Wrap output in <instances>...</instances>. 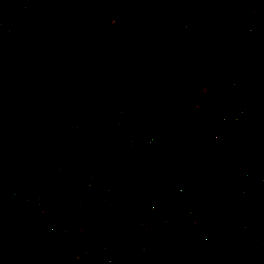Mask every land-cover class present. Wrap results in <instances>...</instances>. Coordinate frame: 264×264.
I'll return each mask as SVG.
<instances>
[{
	"label": "crops",
	"instance_id": "0c3cea01",
	"mask_svg": "<svg viewBox=\"0 0 264 264\" xmlns=\"http://www.w3.org/2000/svg\"><path fill=\"white\" fill-rule=\"evenodd\" d=\"M77 1L80 4V9L77 10L78 19H79V17L81 18V14H84L85 11L81 10V8L83 7L82 1L81 0H77ZM112 1L113 0H104V3L110 2L111 4ZM72 9L70 8V10ZM207 10L208 13L206 14L205 17H207L208 15L211 16L209 17V23H210L209 26L205 25L204 23L200 25V23L203 21L202 18L201 21H198V24L196 22V24L194 25L195 27L194 31L190 34L187 30L180 29L179 26L176 25L175 28L176 35L174 36L175 38L172 37L173 39L178 40L179 38L176 37L178 34H183L185 32H188V36H187L189 42L188 45L187 46L181 45L182 48H185L183 53L177 51L178 46L175 45L176 42L171 43V40L169 38L168 41L159 43V45L155 46L153 49H151L150 46L147 47V49L144 51L145 55L142 57L138 53L137 48L135 49V44L136 43L140 44V42L137 39V35L136 36L134 35L135 22L134 23L132 22V20H134L133 18L132 19L129 18L128 20H130L131 23L128 22L126 25H131V26H129V28L126 31L127 35L123 37V39L126 42V45L120 46L124 48L125 51L121 53L118 52V50L116 49L111 50L110 49L111 47L108 48L101 46L100 49L103 51V54L100 56H102V59H100L98 55L96 58H94V60H113L114 57H117V55L120 54L121 55L120 57L124 55L126 56L131 55L127 57V60L129 61L133 60L134 62L131 61L132 63H137L138 60L136 61L133 58L137 57V59H139L142 57L139 63L142 73L139 75V77H137L135 84V87L142 90L150 89L151 87L148 83L147 84L144 83V79L149 81L157 80L158 78L157 75L161 74L164 76L169 75V80L171 79L172 76L174 77L173 79L178 78L179 80H184V79H189V81L191 80L189 82L190 84L188 85H193L192 88H194V91H191L190 93L204 95L207 94L209 90L213 88H219L227 91L225 86V79L228 76H230L232 73L236 72L237 56H233L232 54L229 53L228 47L225 44L223 38L219 37L218 35L219 29L222 27L223 24L227 22L225 16L222 13L215 14L214 11L210 8ZM73 12H75V10ZM117 15L121 17L118 13ZM260 15H264V10L254 13L253 16L249 14L250 17H254L253 19L254 23L258 22L256 18H258V16ZM259 19L262 21L264 18L263 19L259 18ZM249 23L253 25L252 21H250ZM22 24L24 27L25 25L23 22ZM196 31H200V35L198 37L196 36L198 34ZM207 39L209 45H211L209 47V51H207L206 49L200 54L191 53V51H186L191 47L200 46L201 43L206 42L205 40ZM10 47L11 46L9 42L5 44H0V58H2V61L0 62V66L3 68L4 71L5 69L7 70V72L5 71L6 75L0 77V82L3 81L5 82L7 77L10 79V74L13 72L14 74H16L17 78L23 79L24 84H22V86H20L17 89V92L14 95V103L12 105V109H13L12 119L14 120L11 121L12 123L9 122L7 125L3 126L2 129L0 130V144H1L0 166H4V167L6 166L7 158L10 159L12 162H14L16 159L18 160L20 157L27 158L29 156L28 154L30 153V151L35 149L29 147L28 142L30 140H28V134L24 133L27 132L26 127H28V123L26 122L27 121L26 114L28 109L31 111L33 108L37 113L45 114V115L48 114L46 111L48 105L46 104L47 97L45 98V100L38 102L30 95H31L33 80L36 81L41 80L42 75L47 71V67L50 66V64L46 68H43L42 72H37L38 70L36 69L37 67L35 66L34 62L30 67V69L33 70V68H35L36 73L32 72V70H28L25 68H24L25 70L24 72L21 70V68L17 70L16 66L12 67V63L10 62V60L8 61L6 60L8 57H12L15 61L18 59V58L15 59V56H13L12 54L15 52L10 53L9 51ZM6 48H8L7 51ZM107 49L112 51L111 54L108 56L106 53ZM98 50L99 49L97 47L92 48L93 52ZM247 50L249 51V55L251 57L249 70L253 75L252 78L253 85L250 88H248L253 100V104L248 102L247 105L250 104L253 105L254 109L256 110V115L252 118H248L247 120L243 118L241 122L243 120L244 121L242 123L240 122L241 124L239 123V125L234 130L231 131H225L221 129L219 130L218 128H214L212 122L216 116L220 114H230L233 111H235L236 108L240 107L243 104V102L240 99H236L230 96L231 106L227 113L220 112V109L222 111L223 110L222 108H224L222 107L217 110V113L214 116L209 118L196 119L192 117H184L181 120L182 131L183 132L188 131V134H186L185 137L190 142L201 145L204 148L207 147L213 148L211 146L212 143H219L220 145L223 144V146L224 145L229 146L232 143L236 144V156H232V157L230 156L231 161L229 162V164L224 163L225 165H220V168H218L217 172L213 173L214 176L222 180L221 189L216 190L215 187L212 185H206V184L202 185L199 179H197L196 181L198 186L201 187V189H199V187L198 189H196V187L193 184H189L190 182L180 175L177 174L169 175L167 173L164 174L160 173L149 176L146 179V181L144 183L139 184L137 188H133L127 191L121 190L116 188L111 178L102 179L100 177H97V174L95 172L96 170L92 166H89L87 162L85 163L83 161H81V164L77 167L78 169L77 176L75 178H70L69 182L63 181V174H65L66 171L67 172L69 171L68 165H66L69 163H66L65 161H67V159H70L71 155L69 154L72 151H70L69 153L68 150L69 148L72 147L73 142H75V147L77 145V142H79L78 140L79 134L77 129L79 131L80 129L79 126H76L71 128V130L68 131V133H65L62 136L64 137L72 133L68 137V140L63 142H61L62 140H60L54 148L59 154H61V155L58 154V156H60L59 157L60 161L63 163L62 166L63 165L64 166L58 172L59 189L55 194L53 201H55V203H58L55 206L57 207L58 213L65 221L67 222L78 221L85 223L87 224L86 227L87 232L88 233L93 232V234L87 235L84 238H80L78 240H76L77 237H75L69 243L60 245L58 247L47 244L43 245L42 243H40L38 239L33 238L29 234V231L23 225L24 221L19 220L16 217V215H11L10 213L6 215L0 212V239L1 238L5 239L3 242V246L5 250H7L6 248L8 247L7 243L10 244L13 243L18 228L27 236L29 241L28 245L22 247L21 251L26 256L35 259L36 262L34 261L33 262L34 264H122L123 250L125 249V247L131 246V244L140 245L144 249L143 252L144 257L147 258L149 255L152 254L153 249H157L158 247L154 245L155 236L152 235V233L158 231L153 230V228L150 225L144 224L140 226V231L135 239L125 241L122 239L119 232L115 228V223L119 220H124V219L135 220L137 210L140 207V197L137 192V189H139V190H145L146 192H148V194L158 199V204L160 205L159 207H161L160 209L161 216L169 220V224L163 227V230L161 232H158L163 234L164 236L163 238L160 237L164 242L163 248L169 251H176L171 249L170 244L166 245L168 238L173 236L175 233H186V232H184L181 226L179 225V216H180V214L178 213L179 206L176 204L175 205L167 204L165 202V194L173 192V190L171 189L172 188L171 185L173 184L172 183L173 177L171 176L174 177L179 176L186 183L189 182L187 183L191 188L189 195L193 196L192 188L193 189L195 188L197 190V194L198 195L201 194L202 199L206 201L210 198L212 199L211 202H214L215 206L220 205V207L222 208L224 207L223 210H227V211L230 210L229 208L232 207L236 208L238 205L244 204L246 208L245 212L247 211V217L256 220L260 224H264V213L261 216L259 214V208L257 207L258 202L264 201V196H262L263 192L261 194H255L254 190L251 188V186L255 184L257 180L264 181V166L262 165V163L264 164V137L259 135L260 133H264V49L261 51V53L260 52L258 53L256 48L255 50L252 49L250 50L247 49ZM127 51H131V53ZM168 52L170 55V63L166 60L165 57V54ZM3 53H5L6 55H3ZM174 53L185 56L187 60L191 62L190 66H192L194 69V72L192 73L191 76L178 77L179 73L182 70L183 64L177 63L174 60L173 58ZM43 56L40 57L36 56L37 58L35 56H31L30 60L33 61V58H35V60H38L43 58ZM59 58L60 59L64 58L66 59V62L68 61L69 63L68 66L70 65L68 69H70L71 71L73 67V63H72L73 61L71 60V58L67 60L66 56L64 57L62 55H60ZM61 62L64 61L61 60ZM71 63H72V67H71ZM14 67L15 70L13 71L12 69ZM150 68L153 69L152 72H148ZM162 69H164V71L167 70V72L162 73L161 72ZM18 71H20V73ZM158 71H160V73ZM140 82L143 85L140 84ZM58 85H60V83H58ZM100 87H102V84L98 83L95 84V86H93L91 89L95 98L99 94ZM100 90H105V89L102 87ZM178 93H183V92H178ZM130 95H131L130 104H133L135 102L133 100L132 94ZM93 103L94 105H96V102ZM35 105L38 107L34 108ZM94 105L92 106L87 104L83 109H85V111L87 112H92L91 108L94 109ZM53 106L55 109H57L56 104H54ZM24 111L26 112V114L23 113ZM136 117H137V119H135L137 122L136 126L137 127L138 125L143 126L141 125V123H145V118L139 115H137ZM78 120L80 122L79 118ZM148 122L150 123L152 129L150 130L145 129L146 132L145 131L144 132L146 135L155 139L154 122L153 121H148ZM125 124L129 127L127 123ZM23 127H25V129L21 130ZM85 133L86 131L84 130L83 133L84 137H85ZM127 136L129 135L126 130L121 131V129H119L113 133L112 137L110 138V141L108 138L107 143L105 145H102L101 147V149L104 148L106 149V147L109 146L108 144H113L115 146V147L111 146V148L115 150L114 155H104L106 159H103L102 157L103 155H100V157L105 166L114 167V169L117 171V176L123 174V171L130 162L139 161V160L152 161V162H157L160 160L167 161L166 158L167 155L163 152V150L157 148V147H161L159 140L155 139V142H157L156 145L154 144L153 146V147L156 146L155 150L152 149L149 152V154L144 155L143 158L142 155H140L142 154L141 150L140 149L138 150L137 147L132 146ZM75 138H77L76 141ZM121 144L123 145V147L121 146ZM164 149L169 153V155H175L177 157V159L171 161L170 163H173L175 166L183 169L185 172H195L196 170L195 166L185 163V161L179 159L180 155H176L172 153L165 146ZM216 149H217L216 155H218V153L220 152L218 151V148ZM189 150L192 151L191 149ZM12 151H18L19 155H10ZM48 154L50 153L48 152ZM84 157L85 155H82V160ZM120 159L126 160V166L124 168H118L117 166H115V163L120 161ZM215 161L217 164H219L218 158H215ZM16 163H14L13 166H15ZM190 163L194 164L193 161H191ZM84 172L94 174V179L87 186H84L78 180V175ZM236 172L243 173L242 178L244 180L242 179L241 182L242 185L246 188L248 193L246 200L244 199L241 201H237V200L235 201L231 197V194L229 193V191L234 188V185L233 183L226 181L228 178H225L226 176L225 173H228L230 176L232 175L231 177H234V173ZM133 184H135V182H133ZM97 188H101L107 191V195L105 196V202L99 207V209L103 210L109 205V211L107 212L105 217L99 218L100 222L96 227L93 224V218L96 215L95 216L93 215L92 216L93 218L91 217L90 219L83 218L79 212V206L87 203L89 197L95 192ZM224 188L229 189V191L227 192ZM112 189H114L113 192L111 191ZM119 192L121 193L120 197L117 196ZM68 199H70V202L69 204H66ZM205 201L197 200L198 210L202 214H204L207 218H209L208 217L209 210H208V206L205 204ZM223 210L221 211L220 214H221V219L223 221L222 223H225L223 218L224 217ZM228 214H230V211ZM236 215H237L236 218L237 222L239 221V223L244 225L246 229L252 231L255 234V236L258 238V240L259 239L264 240V237L260 236L256 230L251 229L248 226V222L245 219L246 216L244 214L239 213ZM241 224L238 225H240L241 227L242 226ZM89 229H91L90 232ZM207 229L209 230V226L207 227ZM209 233L213 238L211 248L204 249L203 251V259L205 260V262L209 264H217L222 262L223 251H227L231 254V259L229 260L228 264H249L250 261L253 260L254 258L253 256L260 254L256 249L257 247L255 246L254 243L244 247L237 244L233 238L232 231L229 228H228V233L225 232L222 233V230L220 228H218V230ZM102 246L105 247L106 254L108 257V262H104V260L98 254V249L101 248ZM33 250H37L39 253H37L34 256L29 255L30 253H32ZM9 255H4L2 252H0V264H16L17 263L16 261H11L9 259ZM39 255L40 257H38ZM239 255H243L242 259L239 257ZM247 257H250L251 259L247 260ZM23 261L24 260L21 259L19 264H24Z\"/></svg>",
	"mask_w": 264,
	"mask_h": 264
},
{
	"label": "trees",
	"instance_id": "16d2710c",
	"mask_svg": "<svg viewBox=\"0 0 264 264\" xmlns=\"http://www.w3.org/2000/svg\"><path fill=\"white\" fill-rule=\"evenodd\" d=\"M11 1L13 0H0V4L6 5L11 3ZM142 3L143 0L134 2L135 5H142ZM105 5L110 6V2H105ZM71 11H73V9ZM41 16L42 15H40V13H38L37 10L34 9V7H28L24 18L20 23L17 24L18 31L14 34L16 35V38L11 39L12 37H14V35H0V44H5L10 41V46H12V44L17 40V37L22 36L23 32L26 31V33L28 32L30 35V40L27 42L29 45L25 49H18L15 53L25 52L27 50V52L30 53L29 57H40V55L42 54L40 52L45 50L43 43L44 33H56L58 31L54 32V30L59 27L58 25H60V20L52 14H48L43 17ZM259 18L263 19L264 15L258 16V18H256L258 20L257 23L264 24V19L261 21ZM22 22L30 23V29H27V26L23 27ZM128 22L131 21L121 18L115 12L109 10L104 19V22L101 23V31L104 41L101 46L105 47L108 42H112V38H115L114 35H117L119 36V38H121L123 33L120 32V28H125ZM72 28L74 29V27ZM108 30L112 31V36H108L109 38H107L106 40L104 36L107 35L106 31ZM71 31L72 30H70V32ZM117 41H119V39H117ZM34 48H36L37 51H35ZM113 48H115L116 50L125 51V49L122 47H112L111 50ZM263 49L264 48L261 46H258L256 48L258 53H261ZM127 52L131 53V51ZM120 56V54L117 55V57H114L113 60H91L80 56L75 57L72 62L73 67L71 69V72L67 75L65 81H63L56 88L52 89L48 94V97L46 98V104H48L46 111L52 118L54 129L58 133H64L75 126H80L78 124L79 122L77 121V110H79L78 104L80 99L85 97V99L96 102V105H94L93 103L95 109L92 118L93 130L91 131V133H88V136L84 138V141L78 146V151L75 152V154L72 156L73 165L68 164L69 171H66V173L63 174V181L69 182L70 178H75L77 176V167L81 164V161L85 163L87 162L89 166H92L96 170L95 172L98 177L102 179L111 178L117 189L126 191L137 188L139 184L144 183L149 176L160 173L180 175L190 182L187 183L193 185L195 183V180L200 177V175H209L216 173L218 168H220V165L215 161L217 150L210 147L204 148L201 145L190 142L185 137L182 131L181 120L184 117H192L196 119L209 118L214 116L217 113V110L222 107H224L222 108L224 111H221L220 109V112L227 113L231 106L230 94L227 91L219 88L210 89L209 92L204 95L195 93H176L171 95H164L158 93L157 90L153 89L136 90L135 84L137 76L132 63L133 61L131 60V62L127 59L125 60ZM173 58L177 63L183 64L182 70L179 73L178 77H187L192 75L194 69L192 66H190L191 62L188 61L185 56L174 53ZM133 59H135L136 61L138 60L137 57H134ZM250 59L251 57L249 55L247 47L243 46L241 53L237 55L236 74L242 77L247 88H250L253 85V75L249 70ZM6 60H10V62L12 63V67L19 65V63H16V61L12 57H8ZM0 70V77L5 76V71L7 72V70L5 69L4 71L1 66ZM21 70L23 72L25 71L23 68H21ZM8 80L9 78L7 77L5 82H0V88H2V86H6ZM105 80L112 81V83L114 82L118 88L122 86V90H120L119 92H113L111 89L100 90L102 88L100 87L99 94L95 98L93 92L91 91L92 87L95 86V84L100 83L101 81L104 82ZM145 80L146 79H144V81ZM17 83L18 85L16 86V89L24 84L23 79L18 78ZM69 93H71L72 96L70 95L71 98L69 97L68 99L67 97ZM130 94H132L133 100L135 102L133 104H130ZM30 96L35 99L32 94ZM58 99L64 100V105L60 109H54L52 105L56 104ZM122 100H125L127 106H123L121 104ZM250 101L253 103L251 95ZM13 103L14 95H12V92L4 93L0 89V130L3 126L14 120L12 119ZM36 107L38 106L35 105L34 108ZM111 110L125 114V121L129 125L127 133L130 137L133 134L135 126L134 119H137V115L143 118H151L152 120H154L155 136L159 138V141L162 145L168 148L172 153L178 154L180 156L182 155L178 151L179 147L191 149L192 152L196 154L197 163L195 164V172H185L183 169L178 168L173 163L167 162L165 160H160L157 162L139 160L130 162L123 171V174L117 176V171L114 169V167L104 165L100 157V151L98 150L99 139L103 133V125L107 122ZM23 113L26 114L25 111ZM39 114L40 113H37L33 108L31 111L29 109L27 111L26 122L28 123V127H26L27 132L24 133L28 134V140H32L34 137H36L34 124L36 119H38ZM32 153L33 150L30 151L29 154ZM47 154L48 153L44 152V154L42 155V160L45 158L49 159L51 154ZM81 154L85 155L83 160ZM14 179L15 176L13 175V172L11 173V175L0 174V192L4 190L3 187H5L6 184L8 185L12 183ZM133 182H135V184H133ZM111 191L113 192L114 189H112ZM192 192L193 197L196 200L205 201L204 199H202L201 194H197V190L195 188H192ZM262 196H264V190ZM211 201L212 199L210 198L205 201V204L208 206L209 210L208 217L213 219L215 218L214 220L220 219V213L224 209V207L222 208L220 207V205L215 206L214 202ZM69 202L70 199H68L66 204H69ZM229 209V211L235 218H237L236 214H244L246 216L245 219L248 222V226L251 229L256 230L260 236L264 237V224L255 222L254 219L247 217V211L245 212L246 208L244 204L238 205L236 208L232 207ZM99 210L94 214V216H96L94 218L92 217L93 224L96 227L100 222L99 218L105 217L107 212L109 211V205L105 209ZM0 212L6 215L10 213L4 208H0ZM10 214L16 215V217L22 221L26 219V214L22 211H20L19 213L15 212ZM220 220L221 222H223L222 219ZM217 224L219 223L214 222V225L216 227ZM220 225H222V223ZM212 228H214V226H211V231ZM90 231L91 229H89V232ZM91 234H93V232L88 233L86 230L82 235L77 237L76 240L84 238L85 236ZM152 235H154L155 238L164 237L163 234L158 232L152 233ZM192 243L193 239L190 234L175 233L173 236L168 238L166 245L170 244L172 250H177L188 249L192 246ZM7 244L8 247L12 245V243ZM8 247L6 249L8 251H11L12 248L9 247L8 249ZM250 259V257H247V260Z\"/></svg>",
	"mask_w": 264,
	"mask_h": 264
},
{
	"label": "rangeland",
	"instance_id": "374dc122",
	"mask_svg": "<svg viewBox=\"0 0 264 264\" xmlns=\"http://www.w3.org/2000/svg\"><path fill=\"white\" fill-rule=\"evenodd\" d=\"M81 1L83 4L81 10L85 11V13L81 14V18L79 17V19H78L77 10L80 9V4L78 3L77 0H34L31 5V7H34V9L37 10V12L40 13V15H42L41 17L46 16L48 14H52L57 19L60 20V25H58L59 27L54 30V32L55 31L58 32L44 33L43 43L45 50L40 52L42 53L40 56L44 55L43 58L38 60H35V58H33V61H31L30 60L31 56L29 57L30 53L27 52V50L25 52L12 53L13 56H15V59L18 58L16 60V62L19 63L18 66L16 65L17 70L19 68L32 70L30 69V67L34 62L35 66L37 67L36 69L38 70L37 72H42L43 71L42 69L46 68L50 64V66L47 67V71L42 75V79L38 81L33 80L32 83L31 94L35 97V99L38 102L45 100V98L48 97L50 91L56 88L58 86V83L61 84L63 81H65L67 75L69 74V72H71L70 69H68V67H70V65L68 66L69 64L68 61L66 62V59L64 58L60 59L59 58L60 55L64 57L66 56L67 60L71 58L72 61L76 56H83L85 58L92 60L99 55V58L102 59V56L100 55L103 54V51L100 49V47L101 44L104 43V41L102 37L101 23L104 22V19L108 14L109 10L115 12L116 14L118 13L121 17H124L125 19H129V18L134 19L132 20L133 23L135 22L134 35L135 36L137 35V39L140 42V44L138 43L135 44V49L137 48L138 53L142 57L145 55L144 51L147 49V47L150 46V48L153 49L155 46L159 45V43L168 41L169 38L171 40V43L176 42L175 45L178 46L177 51L183 53L185 48H182L181 45H186V46L188 45L189 43L187 39L188 32L191 34L194 31L195 28L194 25L196 24V22L198 24V21H201L203 18V21L200 23V25L202 23H204L207 26L210 25L209 17L211 16L208 15L207 17H205L206 14L208 13L207 9L209 8L212 9L215 14L222 13L227 20V22L223 24L218 31L219 37L223 38V34H222V32H224L223 29L226 30L232 29V24L240 20L249 21V22L252 21L253 26L256 25V26L264 27L263 23L262 24L257 22L254 23L253 21L254 17L249 16V14L253 16L254 13L264 10V0H143L142 5L134 4L135 1L138 2L139 0H113L110 6H106L104 0H81ZM70 8L71 9L73 8V11L75 10V12L71 11ZM23 23L25 26H27V29H30V25H29L30 23L28 22H23ZM176 25H178L180 29H184L188 31L183 34H178L176 36L179 38L178 40L172 38L176 35L175 33ZM129 26L131 25H126V27L123 29L120 28V32L123 33L121 38H119V36L117 35H114L115 38L114 39L112 38V42H108L105 47L120 48L121 45L125 46L126 42L123 39V37L127 35L126 31L129 28ZM72 27H74V29ZM70 30L72 31L70 32ZM196 32L198 33L196 35L198 37L200 35V31H196ZM15 33H12L10 35L12 36ZM106 34L107 35H105L104 38L107 40V38H109L108 36L110 37L112 36V31L108 30L106 31ZM15 38L16 35H14V37H12L11 39H15ZM117 39H119V41H117ZM29 40H30L29 33L28 32L26 33V31H24L22 36L17 37L16 40L17 42L15 41L10 47L9 49L10 53L16 52L20 48L25 49L29 45L27 43ZM205 41L206 42L204 43L202 42L203 45L201 43L200 46L191 47L189 48L190 50L188 49L186 51H191V53H196V54H200L206 49L207 51H209V47L211 45H209L208 39ZM94 47H97L99 49L98 52L92 51V48ZM34 49L35 51H37L36 48ZM114 49L115 48H113L112 50ZM7 50L8 48H6V51ZM111 52H112L111 50L107 49L106 50L107 56L110 55ZM118 52L123 53L124 51L118 50ZM3 55L6 54L3 53ZM129 56L130 55L128 56L124 55L122 56V58L126 60L127 57ZM165 57L166 60L170 63L169 52L165 54ZM141 58L138 59L137 63H133L137 77H139V75L142 73L139 64ZM61 60L64 61L65 63L61 62ZM1 61L2 58H0V62ZM71 67H72V63H71ZM36 69L33 68L32 72L36 73ZM12 70L14 71L15 67ZM152 71H153L152 68L148 70V72H152ZM18 72L20 73V71ZM158 72L160 73V71ZM161 72L166 73L167 70L164 71V69H162ZM160 75H157L158 77L157 80H151L152 82L149 80H145L144 83L146 84L148 83L151 86L150 89L157 90L158 93L164 95L176 94L178 92L190 93L191 91H194V88H192L193 85H188L190 84L189 82L191 81V80L189 81V79H184V80H179L178 78L173 79L174 77L172 76L171 79L169 80V75L168 76H164V75L160 76ZM17 82H18V78L16 74L12 72L10 74V79L8 80L7 85L2 86V88L0 89L4 93L12 92V95H15L17 92L16 89V86L18 85ZM100 83L102 84V87L105 90L111 89L113 92H119L120 90H122L121 89L122 86L118 88L114 82L112 83V81L105 80L104 82L101 81ZM40 84L42 87L40 86ZM140 84L142 83L140 82ZM135 89L137 90L138 88L136 87ZM70 95L71 93H69L67 97L68 99L69 97L71 98L72 95L71 96ZM87 104L93 106V102L89 99H85V97L79 100V104H78L79 110H77V121L79 122L78 118L80 119V122L78 123L80 125L79 126L80 131L77 129L79 134V138H78L79 142H77L76 147H75V142H73L72 147L69 148L68 150L69 153L70 151H72L69 154L71 155L70 159H67L68 162L65 161L66 163H69V165H73L72 156L75 154V152L78 151V149H76L77 146H79L84 141V138L88 136V133H91V131L93 130L92 118L95 109L91 108L92 112L85 111V109L83 108ZM121 104L123 106H127L125 100H122ZM63 105H64V100H62L61 103L57 101L56 108L60 109L61 107H63ZM147 120L154 122V120H152L151 118H145V123H141V125L143 126L138 125L137 127L136 126L137 122L134 119L135 126L133 130V134L131 137L127 136V138H129V140L133 139L134 132H140L143 135H146L145 129L148 130L152 129L150 123ZM125 123L126 121H125L124 113H119L113 110L110 111L108 120L103 125L104 126L103 133L99 139L98 150L100 151V155H103V149L101 150L102 142L104 144L106 142V140H104L103 137L106 136L107 140L109 138L110 141V138L112 137L115 131L119 129H121V131H125V130L128 131V126ZM24 129L25 127H23L21 130ZM34 130L36 131V137H34L32 140L28 142L30 148L31 147L35 148L33 149V152L38 150L41 152L42 155L44 154V152L45 153L49 152L51 155L49 159L46 158L44 159V161L46 162H50L52 160H57V159L59 160L60 159L59 158L60 156H58L59 153L54 148L60 140H62L61 142L68 140V137L72 133L64 137L62 136L65 133H68V131H70L71 129L64 133H58L54 129V123L52 118L48 114L47 115L39 114V117L38 119H36L34 124ZM84 130L86 131L85 137L83 135ZM76 139L77 138H75V141ZM155 139L159 140L157 136H155ZM155 139H153V143L156 145L157 142H155ZM108 145H109L108 147L111 146L115 147L113 144H108ZM121 146L123 147L122 144ZM211 146L213 147V149L218 148V151L220 152L218 153V155L215 156V158H218L219 165H225L224 163L229 164V162L231 161L230 156L231 157L236 156L235 143H232L229 146L228 145L223 146V144L220 145L219 143H212ZM155 148L156 146L153 147L152 149L155 150ZM157 148L163 150V152L166 151L164 149V146H162V144L161 147H157ZM178 151L184 157L183 158L182 156H180L179 159L185 161V163L195 166V164L197 163L196 161L197 158L194 152L182 147H179ZM166 153L169 155L167 151ZM10 155H19V152L12 151ZM28 155L30 156L31 154ZM29 156L27 158H29ZM27 158L20 157L18 160L16 159L14 162H12L10 159L7 158L6 166L5 167L0 166V174L11 175V173L13 172V168L16 166L15 165L13 167V164L16 162H17L16 164H18ZM191 161H193L194 164L190 163ZM236 173H241V172H236ZM196 180L194 186L196 187V189H198L199 186ZM199 189H201V187H199ZM257 207L259 208V214L262 216L264 213V201L258 202ZM220 219L217 220L213 219V222L215 221L219 224H217V228L214 224H210L209 232H213L215 230H218V228H220L222 230V233L224 232L228 233V228L226 227L225 223L221 222ZM254 221L257 222L256 220ZM220 222L222 223V225H220L221 224ZM211 226H214V228H212V231H211ZM4 240L5 239L2 238L0 239V252H2L4 255H9V251L5 250L3 246ZM28 242L29 241L27 236L17 228L16 236L12 243V247H14V250L23 253L21 249L23 246L28 245ZM37 253H39L37 250H33L32 253H30L29 255L34 256ZM38 257H40V255ZM239 257L242 259L243 255H239ZM19 258H20L19 253H14L12 255H9V259L11 261H16L17 262L16 264H19L20 262Z\"/></svg>",
	"mask_w": 264,
	"mask_h": 264
},
{
	"label": "built area",
	"instance_id": "2783aa9c",
	"mask_svg": "<svg viewBox=\"0 0 264 264\" xmlns=\"http://www.w3.org/2000/svg\"><path fill=\"white\" fill-rule=\"evenodd\" d=\"M31 3L32 0H17L12 4L0 6V35L10 36L12 33H17V24L22 21ZM223 31V40L228 47L229 53L233 56L241 53L243 46H246L249 50L264 46V27L262 26H252L251 24L249 25L248 21L240 20L232 24V29H223ZM225 86L231 97L240 99L242 102L250 101V91L242 77L237 75L236 72L225 79ZM61 101L62 99H58L59 103ZM255 115L256 110L253 105H245L236 108L230 114L216 116L212 125L219 130L231 131L239 125L243 118L247 120ZM183 133L186 135L188 131ZM259 135L264 137V133ZM103 139L106 140V144L107 137L105 136ZM130 143L132 146L137 147L138 150H141L142 154L140 152L139 154L143 158L144 155L149 154L154 146L153 139L140 132H134ZM105 144L102 142V145ZM104 149L103 159H106L104 155L115 154V150L111 147ZM164 153L167 155L166 158L169 162L177 159L175 155H168L166 151ZM115 166L124 168L126 160L120 159V161L115 163ZM62 168L60 159L46 162L44 159L42 160L40 151H34L29 158L16 164L13 171L14 181L8 185L6 184L3 187L4 190L0 192V208H4L10 213L24 212L26 219H24L23 225L29 231V234L33 238L38 239L43 245L58 247L69 243L75 237L82 235L87 227V224L82 222L65 221L57 211L55 205L58 203H55L53 198L59 189L58 172ZM225 174V178H228L226 181L233 183L234 188L230 191L229 189H224L227 192L229 191L235 201L246 200L248 193L241 182L243 174L234 173V177H231L232 175L230 176L228 173ZM171 177H173V184L171 185L173 192L165 194V202L179 206V225L184 232L191 235L193 239L192 246L188 249L169 251L163 248V240L160 237H156L154 245L158 247L153 249L152 254L147 258L144 257V249L140 245L131 244V246L125 247L122 264H209L203 259V251L211 248L213 238L207 227L210 224H214L213 219L207 218L198 210L197 200L189 195L190 186L179 176ZM93 179L94 174L88 172L78 175V180L84 186L89 185ZM198 179L202 185H212L216 190L222 187V180L214 176V174H202ZM251 188L255 194H261L264 190V181L257 180ZM137 192L140 197V207L137 210L135 220L124 219L115 223L116 230L125 241L135 239L141 225H150L153 230L161 232L163 227L169 224V220L160 214L161 207H159L158 199L148 194L145 190L137 189ZM106 195V190L97 188L89 197L88 202L79 206L81 216L85 219H90L105 202ZM120 195L121 193L119 192L117 196L120 197ZM223 211L225 224L232 231L235 242L242 247L254 243L261 254L253 256L254 258L249 264H264V240H258L252 231L246 229L239 221L237 222L231 212L228 214L229 211ZM9 247L12 248V252H9L10 255L19 253L14 250L12 245ZM19 254V259L21 260L22 257L24 264H34L35 259L26 256L24 253ZM98 254L104 262H108L104 246L98 249ZM222 257L223 261L217 264H228L231 254L223 251Z\"/></svg>",
	"mask_w": 264,
	"mask_h": 264
},
{
	"label": "clouds",
	"instance_id": "9594fccd",
	"mask_svg": "<svg viewBox=\"0 0 264 264\" xmlns=\"http://www.w3.org/2000/svg\"><path fill=\"white\" fill-rule=\"evenodd\" d=\"M17 0H13V1H11V3H9V4H12V3H14V2H16ZM33 1L34 0H32V3H33ZM32 3H31V5H32ZM9 4H6V5H9ZM6 5H2V4H0V6H6ZM31 5L29 6V7H31Z\"/></svg>",
	"mask_w": 264,
	"mask_h": 264
},
{
	"label": "bare ground",
	"instance_id": "6f19581e",
	"mask_svg": "<svg viewBox=\"0 0 264 264\" xmlns=\"http://www.w3.org/2000/svg\"><path fill=\"white\" fill-rule=\"evenodd\" d=\"M248 102L252 103L251 101H243V104H242L241 106H245V105H247ZM252 104H253V103H252ZM241 106H240V107H241Z\"/></svg>",
	"mask_w": 264,
	"mask_h": 264
}]
</instances>
